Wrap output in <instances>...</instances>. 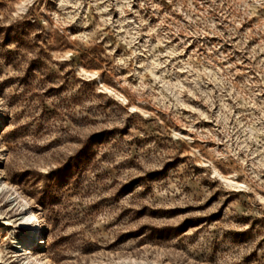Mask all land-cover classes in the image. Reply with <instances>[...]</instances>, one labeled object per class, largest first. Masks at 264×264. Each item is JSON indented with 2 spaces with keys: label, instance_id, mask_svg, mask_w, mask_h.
I'll list each match as a JSON object with an SVG mask.
<instances>
[{
  "label": "rangeland",
  "instance_id": "374dc122",
  "mask_svg": "<svg viewBox=\"0 0 264 264\" xmlns=\"http://www.w3.org/2000/svg\"><path fill=\"white\" fill-rule=\"evenodd\" d=\"M0 179V264H264V0H0Z\"/></svg>",
  "mask_w": 264,
  "mask_h": 264
},
{
  "label": "bare ground",
  "instance_id": "6f19581e",
  "mask_svg": "<svg viewBox=\"0 0 264 264\" xmlns=\"http://www.w3.org/2000/svg\"><path fill=\"white\" fill-rule=\"evenodd\" d=\"M0 191H8V193L14 192V190L11 187H8V185L4 183L3 181H1V179H0ZM16 199H17V206L22 212L18 220L19 221L18 227L25 229V232L22 234V240L18 241L16 245H17V250H19V252H24L27 245H29L31 242H38L37 239L35 238L31 239V237L33 233H35L37 236L38 234H40L42 224H41L40 219L37 217V214L33 212L32 210H30L29 202L27 201L26 198L20 196L19 194H16ZM9 224L10 222H5L3 223V226H7ZM0 232H1V229H0ZM38 240H39V245H42L43 238L41 237ZM24 253L26 254L25 260L28 264H48L47 261H40L37 258L32 257L30 254L26 252Z\"/></svg>",
  "mask_w": 264,
  "mask_h": 264
}]
</instances>
